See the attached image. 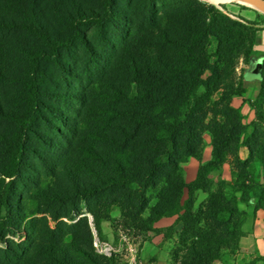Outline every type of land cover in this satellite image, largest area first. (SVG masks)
I'll return each mask as SVG.
<instances>
[{
	"label": "trees",
	"instance_id": "trees-1",
	"mask_svg": "<svg viewBox=\"0 0 264 264\" xmlns=\"http://www.w3.org/2000/svg\"><path fill=\"white\" fill-rule=\"evenodd\" d=\"M258 24L201 0H0V264H129L95 250L104 221L181 224L174 264L237 251L264 208V57L238 71Z\"/></svg>",
	"mask_w": 264,
	"mask_h": 264
},
{
	"label": "rangeland",
	"instance_id": "rangeland-1",
	"mask_svg": "<svg viewBox=\"0 0 264 264\" xmlns=\"http://www.w3.org/2000/svg\"><path fill=\"white\" fill-rule=\"evenodd\" d=\"M212 4L227 5V11L233 16L234 12L236 15L242 16L247 20L258 22L262 28H264V14L256 9L240 4L237 0H220L217 2L211 0H201ZM259 13V14H258ZM235 15V14H234ZM235 17V16H234ZM249 64L240 63L238 66V71L243 72L245 66ZM255 71L251 70V75ZM260 76V75H259ZM246 101L243 99V102ZM247 103V101H246ZM244 115V114H243ZM245 116V122H250L253 119H250L247 114ZM204 151H203V160H207L208 156L211 157V144L210 136L207 133H204ZM241 157L246 156L245 152L240 153ZM198 160L195 158H190L187 163L183 165L184 177L187 182L193 180L196 175L198 168ZM230 160H228L223 169L215 170L210 173L211 178L217 180L221 177L230 180ZM206 197V194L202 191H198L196 194V206L202 203ZM255 205V201L251 199L246 204H241L240 207L248 209L252 212V209ZM195 206V207H196ZM175 217H168L167 219L162 220L160 223H155L157 228H167L168 226L174 223ZM181 229V224L175 226L174 231L170 237H166L163 233L149 232L145 237L140 234H134L131 231H124L122 229H117L115 225L109 221H104L102 223V236H97L96 232L93 230L94 241L96 240L97 244L105 245L109 244L112 246L113 251L117 253L122 261H125L129 264H174V259L176 257L175 250L178 247V232ZM167 232L166 230L164 233ZM16 238V237H12ZM96 250V248H95ZM97 251V250H96ZM99 253V252H98ZM224 256L220 262L225 264H249L255 260V264H264V260L259 259V257L250 259L246 256H243L240 252V249L233 253Z\"/></svg>",
	"mask_w": 264,
	"mask_h": 264
},
{
	"label": "crops",
	"instance_id": "crops-1",
	"mask_svg": "<svg viewBox=\"0 0 264 264\" xmlns=\"http://www.w3.org/2000/svg\"><path fill=\"white\" fill-rule=\"evenodd\" d=\"M236 15V13L234 12ZM260 26V25H256ZM261 27V26H260ZM259 36L255 40V53L256 56L253 58V61L249 63V65L243 67L244 70L242 76L244 80L256 81L260 79L258 73H253L252 75L251 70L256 66L257 62H261L262 58L264 57V28L259 30ZM250 92L247 91L241 95H236L233 97L232 103L235 107L239 108L242 114H247L250 119L254 118V113L250 109L249 105L246 101L243 102V99L247 100L249 98ZM242 152L246 151L243 149ZM209 159V156L207 160ZM168 217L160 219L158 223L162 220L167 219ZM244 235L241 237L239 242V249L243 256L247 258L253 259L256 257H264V208L258 209L255 213V216L249 217L248 220L245 222L244 227ZM213 264H225L220 261H215Z\"/></svg>",
	"mask_w": 264,
	"mask_h": 264
},
{
	"label": "water",
	"instance_id": "water-1",
	"mask_svg": "<svg viewBox=\"0 0 264 264\" xmlns=\"http://www.w3.org/2000/svg\"><path fill=\"white\" fill-rule=\"evenodd\" d=\"M237 1L240 4L252 7L264 14V0H237ZM214 5L220 7V5L217 4ZM260 66H261V62H257L256 66H254L252 70L255 71V73L259 74Z\"/></svg>",
	"mask_w": 264,
	"mask_h": 264
},
{
	"label": "built area",
	"instance_id": "built-area-1",
	"mask_svg": "<svg viewBox=\"0 0 264 264\" xmlns=\"http://www.w3.org/2000/svg\"><path fill=\"white\" fill-rule=\"evenodd\" d=\"M94 246H95L97 252L103 253L105 255H109L113 251V248L111 245H109V244L100 245V244L96 243V240L94 241Z\"/></svg>",
	"mask_w": 264,
	"mask_h": 264
},
{
	"label": "bare ground",
	"instance_id": "bare-ground-1",
	"mask_svg": "<svg viewBox=\"0 0 264 264\" xmlns=\"http://www.w3.org/2000/svg\"><path fill=\"white\" fill-rule=\"evenodd\" d=\"M211 1L217 2V1H220V0H211Z\"/></svg>",
	"mask_w": 264,
	"mask_h": 264
}]
</instances>
